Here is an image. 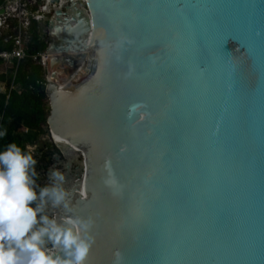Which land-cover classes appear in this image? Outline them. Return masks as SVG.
Listing matches in <instances>:
<instances>
[{
    "label": "water",
    "instance_id": "obj_1",
    "mask_svg": "<svg viewBox=\"0 0 264 264\" xmlns=\"http://www.w3.org/2000/svg\"><path fill=\"white\" fill-rule=\"evenodd\" d=\"M48 26L84 264H264V0H61Z\"/></svg>",
    "mask_w": 264,
    "mask_h": 264
},
{
    "label": "clouds",
    "instance_id": "obj_2",
    "mask_svg": "<svg viewBox=\"0 0 264 264\" xmlns=\"http://www.w3.org/2000/svg\"><path fill=\"white\" fill-rule=\"evenodd\" d=\"M4 135L6 129H0ZM35 164L33 154L15 141L0 148V264H84L92 221L71 214L59 169L37 190ZM49 208L67 214L50 215Z\"/></svg>",
    "mask_w": 264,
    "mask_h": 264
},
{
    "label": "trees",
    "instance_id": "obj_3",
    "mask_svg": "<svg viewBox=\"0 0 264 264\" xmlns=\"http://www.w3.org/2000/svg\"><path fill=\"white\" fill-rule=\"evenodd\" d=\"M40 28L38 22L31 23L27 56L19 62L13 61L12 66L0 72V129H6V135L0 137V148L15 141L25 149V137L16 132L20 125L30 131L31 141L48 133L46 121L50 110L45 92V71L31 58L48 47ZM5 48H9V44L0 37V50Z\"/></svg>",
    "mask_w": 264,
    "mask_h": 264
},
{
    "label": "built area",
    "instance_id": "obj_4",
    "mask_svg": "<svg viewBox=\"0 0 264 264\" xmlns=\"http://www.w3.org/2000/svg\"><path fill=\"white\" fill-rule=\"evenodd\" d=\"M60 2L55 5L51 0H1L0 11L3 12L0 13V37L9 44V48L0 50V72L12 66L13 61L19 62L27 56L31 23L35 21L48 26ZM47 57L48 47L31 55L32 60L45 71V79Z\"/></svg>",
    "mask_w": 264,
    "mask_h": 264
},
{
    "label": "flooded vegetation",
    "instance_id": "obj_5",
    "mask_svg": "<svg viewBox=\"0 0 264 264\" xmlns=\"http://www.w3.org/2000/svg\"><path fill=\"white\" fill-rule=\"evenodd\" d=\"M52 143L53 147L49 151L40 148L39 150H37L38 154L36 153L35 155H33L36 159L35 169L38 174L35 178L37 190L40 186L50 183L48 177L52 169H59L64 173L65 183H63V186L67 190V193L69 195L72 189V183L76 181L75 174L77 172V165L75 162H72L70 167L67 169L66 165L68 159L64 157L61 150L56 146V142ZM44 146L46 148L47 145ZM48 212L50 215L57 214L56 210L51 211L50 208L48 209Z\"/></svg>",
    "mask_w": 264,
    "mask_h": 264
},
{
    "label": "rangeland",
    "instance_id": "obj_6",
    "mask_svg": "<svg viewBox=\"0 0 264 264\" xmlns=\"http://www.w3.org/2000/svg\"><path fill=\"white\" fill-rule=\"evenodd\" d=\"M40 32L41 34H43V36H45V40H47L49 42V26H46L45 23H40ZM2 90V89H0ZM47 103L49 105V102L47 100ZM48 129V127H47ZM49 131V130H47ZM16 132L21 135L24 136L25 138L23 139V143L25 146V149L27 151H30L33 155H35L36 153L38 154L37 150H39L40 148H43L44 150L49 151L52 147H53V139H51V135L48 132L47 134L45 133L44 135H41L39 138H37L34 141H31L30 138L32 137V135H30V131L25 128L24 126L20 125L18 127V129L16 130ZM44 143V144H43ZM44 145H47L46 148Z\"/></svg>",
    "mask_w": 264,
    "mask_h": 264
},
{
    "label": "bare ground",
    "instance_id": "obj_7",
    "mask_svg": "<svg viewBox=\"0 0 264 264\" xmlns=\"http://www.w3.org/2000/svg\"><path fill=\"white\" fill-rule=\"evenodd\" d=\"M80 152V151H79ZM84 174H85V172H84ZM81 181H82V183H81V187L84 185V177L82 176V178H81ZM84 193V195H85V197L87 196V194L85 193V192H83ZM69 202H70V204H71V208H72V206H73V201L70 199L69 200ZM65 214H67V212L66 211H63L62 212V214L60 213V214H58V215H65Z\"/></svg>",
    "mask_w": 264,
    "mask_h": 264
}]
</instances>
